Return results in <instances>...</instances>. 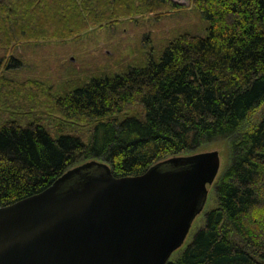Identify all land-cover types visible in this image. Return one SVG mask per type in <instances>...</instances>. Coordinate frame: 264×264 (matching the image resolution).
Returning <instances> with one entry per match:
<instances>
[{"label":"trees","instance_id":"16d2710c","mask_svg":"<svg viewBox=\"0 0 264 264\" xmlns=\"http://www.w3.org/2000/svg\"><path fill=\"white\" fill-rule=\"evenodd\" d=\"M9 1L12 6L13 0H3L0 9L11 25ZM134 1L83 0L81 7L77 0H42L56 9L53 25L62 27L57 38L86 24L79 8L97 21L107 11L113 18V5ZM31 2L38 0H25L23 14L14 15L20 32L38 20ZM192 3L209 20L207 36L181 33L158 61L95 77L51 100L52 114L33 111L40 102L26 97L34 95L7 92L10 103L0 106L7 118L0 122V207L37 194L86 164L95 163L90 169L97 173L105 171L103 163L117 177L134 176L220 143L228 148L229 162L215 186L219 205L207 212L181 258L166 264H264V112L255 119L264 108V0ZM43 22L41 28L48 29ZM20 65L11 60L6 67Z\"/></svg>","mask_w":264,"mask_h":264},{"label":"water","instance_id":"95a60500","mask_svg":"<svg viewBox=\"0 0 264 264\" xmlns=\"http://www.w3.org/2000/svg\"><path fill=\"white\" fill-rule=\"evenodd\" d=\"M93 164L0 207V264H166L204 208L220 155L178 156L122 177Z\"/></svg>","mask_w":264,"mask_h":264},{"label":"rangeland","instance_id":"374dc122","mask_svg":"<svg viewBox=\"0 0 264 264\" xmlns=\"http://www.w3.org/2000/svg\"><path fill=\"white\" fill-rule=\"evenodd\" d=\"M24 1L13 0L12 6L10 1L7 2V6L12 9V26L4 23L9 15H3L0 9V106L4 102L10 103V94L7 92L19 90L34 95L26 97L28 101L32 102L31 99L36 96L40 105L34 103L37 108L33 111L46 115L52 114L47 111L51 100L66 95L73 88L83 86L95 77L126 72L131 67L148 64L151 59L158 61L172 38L186 31L207 36L210 24L203 13L194 8L192 0H172L180 4V8L171 5L158 7L156 3L147 5L143 0H135L133 5L127 7L123 5L117 8L113 5V18L110 17L111 12L107 11L100 18L94 16L97 21H91L90 13L79 8L77 15L86 17V24H78L71 29L72 34L57 38L55 35H61L62 27L58 30L53 25L57 19L56 13H53L56 9L52 5L43 4L42 0L30 3L38 20L35 24L28 23L32 28L20 32L14 15L23 14ZM0 2L3 3V0ZM77 2L83 6V0ZM43 21L49 25L48 29L41 28L40 22ZM34 27L39 28L32 30ZM11 60L13 64L21 61L22 65L7 68ZM4 83L10 86L9 90L5 89ZM263 112L264 108L258 111L255 119H260ZM0 118V122H5V112H0ZM209 150L219 151L220 167L214 182L208 185L203 210L192 222L184 243L172 254V261L181 258L196 231L205 224L207 212L219 205L215 186L229 162L227 146L219 143L196 148L184 153V156Z\"/></svg>","mask_w":264,"mask_h":264}]
</instances>
